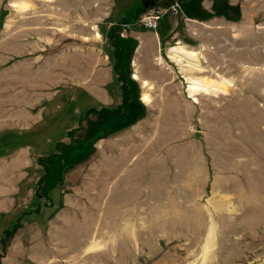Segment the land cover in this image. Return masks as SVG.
Wrapping results in <instances>:
<instances>
[{
    "label": "rangeland",
    "instance_id": "rangeland-1",
    "mask_svg": "<svg viewBox=\"0 0 264 264\" xmlns=\"http://www.w3.org/2000/svg\"><path fill=\"white\" fill-rule=\"evenodd\" d=\"M169 1L0 0V264H264V0Z\"/></svg>",
    "mask_w": 264,
    "mask_h": 264
},
{
    "label": "built area",
    "instance_id": "built-area-1",
    "mask_svg": "<svg viewBox=\"0 0 264 264\" xmlns=\"http://www.w3.org/2000/svg\"><path fill=\"white\" fill-rule=\"evenodd\" d=\"M157 7V8H154ZM177 5L173 1H168L164 5L150 6L149 8H143L140 11V21L144 27L154 28L156 20L161 16L162 11L170 10L171 13H175Z\"/></svg>",
    "mask_w": 264,
    "mask_h": 264
},
{
    "label": "trees",
    "instance_id": "trees-1",
    "mask_svg": "<svg viewBox=\"0 0 264 264\" xmlns=\"http://www.w3.org/2000/svg\"><path fill=\"white\" fill-rule=\"evenodd\" d=\"M142 9L143 8L140 5L139 7L135 9V12L138 14L140 13ZM112 42H113L114 47L116 46L114 50L115 52L113 53V56L115 57L114 64H113V68H114V67H119V65L121 66V63L123 64L124 55H126V52H125V49L121 46V43L123 41L122 39H120V37L118 36L114 37ZM118 51H120V53ZM119 60L121 61V63L119 62Z\"/></svg>",
    "mask_w": 264,
    "mask_h": 264
},
{
    "label": "water",
    "instance_id": "water-1",
    "mask_svg": "<svg viewBox=\"0 0 264 264\" xmlns=\"http://www.w3.org/2000/svg\"><path fill=\"white\" fill-rule=\"evenodd\" d=\"M169 0H140V5L142 8L148 7V6H156V5H164Z\"/></svg>",
    "mask_w": 264,
    "mask_h": 264
},
{
    "label": "bare ground",
    "instance_id": "bare-ground-1",
    "mask_svg": "<svg viewBox=\"0 0 264 264\" xmlns=\"http://www.w3.org/2000/svg\"><path fill=\"white\" fill-rule=\"evenodd\" d=\"M134 77H137L136 75H134Z\"/></svg>",
    "mask_w": 264,
    "mask_h": 264
}]
</instances>
